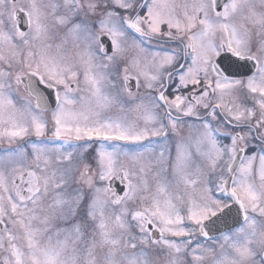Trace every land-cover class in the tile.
<instances>
[{
	"label": "snow or ice",
	"instance_id": "1",
	"mask_svg": "<svg viewBox=\"0 0 264 264\" xmlns=\"http://www.w3.org/2000/svg\"><path fill=\"white\" fill-rule=\"evenodd\" d=\"M0 264H264V0H0Z\"/></svg>",
	"mask_w": 264,
	"mask_h": 264
}]
</instances>
